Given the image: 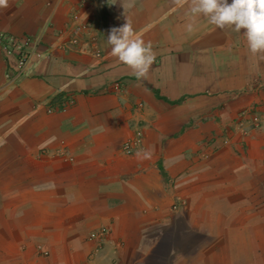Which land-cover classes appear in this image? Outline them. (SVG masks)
I'll list each match as a JSON object with an SVG mask.
<instances>
[{"label": "crops", "instance_id": "crops-1", "mask_svg": "<svg viewBox=\"0 0 264 264\" xmlns=\"http://www.w3.org/2000/svg\"><path fill=\"white\" fill-rule=\"evenodd\" d=\"M127 3L0 8V264H264V53L191 0ZM126 20L152 46L144 78L107 43Z\"/></svg>", "mask_w": 264, "mask_h": 264}, {"label": "clouds", "instance_id": "clouds-1", "mask_svg": "<svg viewBox=\"0 0 264 264\" xmlns=\"http://www.w3.org/2000/svg\"><path fill=\"white\" fill-rule=\"evenodd\" d=\"M118 0H107L109 5L117 4ZM123 15L132 5L127 0H119ZM8 6V0H0V8ZM190 15L203 16L220 30L240 33L243 30L251 53H264V0H191ZM193 30V24L187 25ZM107 43L119 61L131 68L136 77H146L154 62L151 43L135 37L129 22L121 27H113L107 36Z\"/></svg>", "mask_w": 264, "mask_h": 264}, {"label": "rangeland", "instance_id": "rangeland-1", "mask_svg": "<svg viewBox=\"0 0 264 264\" xmlns=\"http://www.w3.org/2000/svg\"><path fill=\"white\" fill-rule=\"evenodd\" d=\"M66 29V28H65ZM73 31H79L78 29H72ZM2 34H6L7 36H12V35H9L7 33H4V32H0V35ZM57 34L58 35H61L59 30L57 31ZM78 36V35H77ZM72 37V36H71ZM27 39L29 38H34V37H31V36H26ZM12 45L10 46L11 50H9V52L11 54H13L15 52V56H16V60L18 62V55H19V50L17 48H15V45L14 43L12 42L11 43ZM19 67V66H17ZM70 106V100L69 98L66 96L65 93H58L55 95L54 98H52L51 101H49L47 103V106L45 108L46 112L47 113H52V112H64L66 111V109H68ZM128 143H126L124 145V149L126 147ZM105 227V232H101V230ZM106 227L107 226H101L100 228H97V229H94L92 231H90V233L87 235L88 239L90 240H93L94 243L96 244L95 247L97 246H100L101 243L99 241V237L101 236V238H104L103 241H105V239L107 238L106 235H108V232L109 230L106 232ZM108 228V227H107ZM109 229V228H108ZM33 247H43L42 245L38 244V245H34Z\"/></svg>", "mask_w": 264, "mask_h": 264}, {"label": "built area", "instance_id": "built-area-1", "mask_svg": "<svg viewBox=\"0 0 264 264\" xmlns=\"http://www.w3.org/2000/svg\"><path fill=\"white\" fill-rule=\"evenodd\" d=\"M0 39H4V37L0 36ZM15 45V48H17L19 50V55H18V66L20 69H23V68H27L30 63H31V60L32 58L36 55L35 53V43L32 41L31 38L29 39H26L24 43L22 44H14ZM141 141V138H140V134L137 135V138H136V142L135 143H140ZM131 145H126L125 149L127 150L128 153L132 152V149H131ZM105 227L101 230V232H105ZM109 229L106 227V232L108 231ZM100 243L102 244L103 239L104 238H101V236L98 238ZM99 247V246H97Z\"/></svg>", "mask_w": 264, "mask_h": 264}]
</instances>
